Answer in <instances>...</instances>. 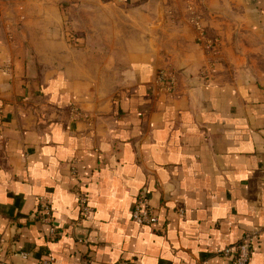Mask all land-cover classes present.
<instances>
[{"label":"crops","instance_id":"crops-1","mask_svg":"<svg viewBox=\"0 0 264 264\" xmlns=\"http://www.w3.org/2000/svg\"><path fill=\"white\" fill-rule=\"evenodd\" d=\"M141 1L0 7L2 264H264V0Z\"/></svg>","mask_w":264,"mask_h":264},{"label":"built area","instance_id":"built-area-1","mask_svg":"<svg viewBox=\"0 0 264 264\" xmlns=\"http://www.w3.org/2000/svg\"><path fill=\"white\" fill-rule=\"evenodd\" d=\"M126 1V0H124ZM196 26L201 29L200 23L197 21ZM160 82L166 85V76L165 74L161 75ZM175 86V79L170 78L169 88ZM2 111V110H1ZM79 210L84 217L89 216L92 213V207L89 204V198L86 194L82 193L78 199ZM40 219L44 223L53 224L52 221V207L50 202L42 201L39 205ZM181 217L184 216L183 211H179ZM132 221L140 226H152L158 223L157 210L152 207L150 198L147 194H141L136 201V204L132 211ZM51 236H57V229L55 227L51 230ZM258 233H250L243 237L241 242L233 247H228L217 252L218 255L232 259L236 264H249L254 243L257 240ZM25 258V255H24ZM55 259L51 256L48 259L44 260L42 264H54ZM0 264L2 260L0 259Z\"/></svg>","mask_w":264,"mask_h":264},{"label":"rangeland","instance_id":"rangeland-1","mask_svg":"<svg viewBox=\"0 0 264 264\" xmlns=\"http://www.w3.org/2000/svg\"><path fill=\"white\" fill-rule=\"evenodd\" d=\"M19 1H21V0H0V7L1 8L13 7ZM73 1H76L77 4H81V2L84 0H73ZM85 1H86V4L82 8H87L88 10H92V8L97 4L96 2H98V3H110V2H112V3H118L117 5H120V3H125L127 0L126 1H124V0H85ZM129 1L131 2V0H129ZM142 1L147 2V3L149 1H151L152 3L155 2L156 4H158V3H161V4L162 3H173V4H178V5H184V4H187V2H190V3H192L193 6L194 5L196 6V4L198 2H201L204 0H142ZM128 5H129V2H128ZM6 71L8 73H11L10 66L6 67Z\"/></svg>","mask_w":264,"mask_h":264}]
</instances>
